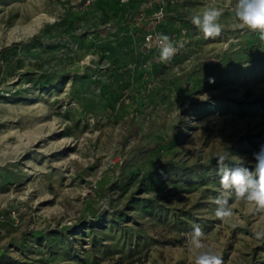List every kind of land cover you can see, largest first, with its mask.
<instances>
[{"label": "rangeland", "instance_id": "374dc122", "mask_svg": "<svg viewBox=\"0 0 264 264\" xmlns=\"http://www.w3.org/2000/svg\"><path fill=\"white\" fill-rule=\"evenodd\" d=\"M235 2L0 0V264H194L195 224L223 264H264V214L233 193L232 228L212 202L216 154L254 171L264 146V42ZM147 33L183 47L158 62Z\"/></svg>", "mask_w": 264, "mask_h": 264}, {"label": "clouds", "instance_id": "9594fccd", "mask_svg": "<svg viewBox=\"0 0 264 264\" xmlns=\"http://www.w3.org/2000/svg\"><path fill=\"white\" fill-rule=\"evenodd\" d=\"M162 12L158 16H162ZM220 7H205L202 12L190 17L191 23L203 34L205 39H215L223 31L220 19L223 15ZM234 29L248 30L256 33L259 40L264 42V0H236L233 8ZM149 41L153 37H147ZM159 55L158 62L168 63L177 54L183 43H174L172 38L163 33L155 36ZM232 154L225 150L215 156L217 175L221 186V193L212 199L216 205L215 216L221 222L232 228L238 226L233 220L234 212L230 204V197L234 193L235 199L251 206L257 214H264V146L253 154L256 161L254 171L243 166V161L236 167H229L226 163ZM188 251L194 256V264H223V259L216 251L205 243V232L198 225H193L187 233ZM256 240H264V228L253 233Z\"/></svg>", "mask_w": 264, "mask_h": 264}, {"label": "built area", "instance_id": "2783aa9c", "mask_svg": "<svg viewBox=\"0 0 264 264\" xmlns=\"http://www.w3.org/2000/svg\"><path fill=\"white\" fill-rule=\"evenodd\" d=\"M93 0H86V3H91ZM122 2L123 1H125V0H121ZM155 34L154 33H147L145 36H144V41H145V43L146 44H154V45H156V41H155ZM147 37H153V39L151 40V41H149L148 39H147ZM12 213V216L13 217H15V212L14 211H12L11 212ZM3 219H4V217H3V215L0 213V224L3 222Z\"/></svg>", "mask_w": 264, "mask_h": 264}, {"label": "trees", "instance_id": "16d2710c", "mask_svg": "<svg viewBox=\"0 0 264 264\" xmlns=\"http://www.w3.org/2000/svg\"><path fill=\"white\" fill-rule=\"evenodd\" d=\"M132 15L130 14V16L127 18L126 22L129 23L130 19H131Z\"/></svg>", "mask_w": 264, "mask_h": 264}]
</instances>
